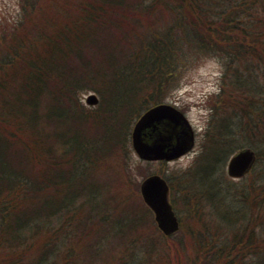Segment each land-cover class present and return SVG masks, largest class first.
<instances>
[{
    "label": "trees",
    "instance_id": "1",
    "mask_svg": "<svg viewBox=\"0 0 264 264\" xmlns=\"http://www.w3.org/2000/svg\"><path fill=\"white\" fill-rule=\"evenodd\" d=\"M20 10L0 26V264H79L85 246L94 257L124 242L115 264L183 260L180 247L165 261L156 246L129 245L140 225L118 214L113 189L128 177L116 164L134 124L178 83L185 46L224 69L193 172L209 190L186 195L204 231L183 263L264 264V0H20ZM244 148L261 173L223 195L218 179Z\"/></svg>",
    "mask_w": 264,
    "mask_h": 264
},
{
    "label": "rangeland",
    "instance_id": "2",
    "mask_svg": "<svg viewBox=\"0 0 264 264\" xmlns=\"http://www.w3.org/2000/svg\"><path fill=\"white\" fill-rule=\"evenodd\" d=\"M21 13L20 0H0V26L5 27L17 21L20 19ZM165 19L170 21L169 18ZM184 49L186 54L180 57L177 63L179 66V72H177L178 83L167 93L166 100L163 103L177 107L189 120L195 132L193 149L187 155L172 161L148 162L138 156L131 140V153L126 156L125 161L116 164L118 167L120 165L121 168L123 165L124 168L126 167L128 177L123 182H119V186L116 189H113L119 190L121 194V196L117 197L120 200L118 214H136L134 216L136 217L134 227L140 225L134 231L128 232L129 245L132 242L137 247L156 246L155 253L160 251L158 254H163L165 261L171 257V248L180 247L184 251L183 260L177 264H184L183 262L189 259L191 251H188V249L193 245L197 234L200 235L204 231L201 226L199 227L200 224L196 217L193 218L192 214L194 213L189 210L191 200L189 201L190 203L187 202L186 195L192 193V196L199 198L198 193L201 192L197 191L209 190L208 186L201 187L200 185L193 184V177H195L193 176V172L195 171L197 159L203 151L206 130L212 111V100L220 92L224 69L220 56L200 53L197 50H191L188 46H185ZM90 94L82 96L83 103L87 107H95L86 104V99ZM227 164L224 167L225 180L222 178L221 180L218 179V182H221L219 192L223 195L225 193L228 194L231 188L238 189L242 183H249L247 179L249 174L240 179H233L228 176ZM261 167L256 166L255 162L251 172H256H254L252 178L259 177ZM251 172L250 174H252ZM151 175H160L167 180L170 186L169 199L180 222V229L170 236L172 237L171 240L164 238L166 236L159 230L153 212L146 206L141 196L140 184L143 179ZM189 175L192 177L190 178ZM105 186L107 188L106 184ZM99 196V200L105 198L103 193ZM209 200L204 198L202 203L199 204L200 207L204 203L203 214H206L214 205L211 202L213 200ZM232 205L234 206V204ZM238 205H240L239 202H237L235 207ZM110 216L113 219L112 215ZM258 229L263 230L261 229V225H258ZM126 245L127 243L124 242L116 249L106 248L104 250L103 248L94 257H91L90 250L92 251V248L88 249L89 246H85L82 250H78L80 256L79 262L83 263L86 261L83 264H115L120 256L126 254Z\"/></svg>",
    "mask_w": 264,
    "mask_h": 264
},
{
    "label": "water",
    "instance_id": "3",
    "mask_svg": "<svg viewBox=\"0 0 264 264\" xmlns=\"http://www.w3.org/2000/svg\"><path fill=\"white\" fill-rule=\"evenodd\" d=\"M99 98L91 94L86 104L96 106ZM132 145L145 161H172L193 149V128L177 108L169 104L157 105L136 122L132 131ZM256 162V153L245 148L235 153L227 165V173L234 179L245 177ZM140 191L145 204L154 213L158 228L166 236L175 234L180 223L169 199L170 187L160 175L145 178Z\"/></svg>",
    "mask_w": 264,
    "mask_h": 264
}]
</instances>
